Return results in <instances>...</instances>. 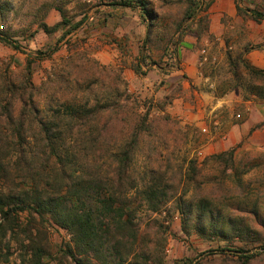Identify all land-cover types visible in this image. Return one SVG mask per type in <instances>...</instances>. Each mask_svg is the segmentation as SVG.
<instances>
[{"label": "trees", "instance_id": "16d2710c", "mask_svg": "<svg viewBox=\"0 0 264 264\" xmlns=\"http://www.w3.org/2000/svg\"><path fill=\"white\" fill-rule=\"evenodd\" d=\"M242 1L234 3L239 18L264 22V0L248 3L251 7H241ZM74 3L44 2L30 13L29 26L19 30L1 25L0 43L22 53L20 39L62 29L61 43L85 23L84 17L74 23L69 15L67 7ZM212 4L96 0L97 7L137 13L144 37L137 63L129 67L136 76L145 75L141 68L153 53L158 60L170 51L176 54L185 36L194 38L193 48L213 39L208 17ZM51 10L60 21L49 27L45 20ZM10 13L17 16L18 9L0 0V22L7 23ZM242 30L240 26L237 34ZM225 47L223 66L207 63L201 68L207 90L219 96V87L227 86L222 96L240 89L246 94L243 100L264 103V71L244 59L263 50L264 43L238 38L233 47ZM66 50L68 56L39 87L32 82L33 66L50 60L59 48L23 53L25 63L17 70L0 67V264H7L14 250L19 251L17 264H163L167 228L158 226L149 237L142 234L139 218L164 213L167 218L178 215L184 235L215 242L211 252L233 257L235 264H252L257 255H248L251 248L264 252V153L237 159L236 149L229 148L200 165L191 160L183 169V163L177 178H170L154 165L158 123L138 110L123 69L100 67L84 51ZM172 100L159 101V110ZM263 129L264 122L250 132ZM182 174L177 197L179 185L174 184ZM52 231L63 232L68 240L52 246Z\"/></svg>", "mask_w": 264, "mask_h": 264}, {"label": "rangeland", "instance_id": "374dc122", "mask_svg": "<svg viewBox=\"0 0 264 264\" xmlns=\"http://www.w3.org/2000/svg\"><path fill=\"white\" fill-rule=\"evenodd\" d=\"M51 1L53 0H9L11 8L18 9V15L15 16L10 13L7 23L0 22V29L1 25L5 29L9 24H12V28L15 30L28 27L30 24L29 15L33 9L44 2ZM258 1L243 0L240 5L241 7H251L252 5L250 6L248 3ZM75 2L76 4H70L67 7L69 15L74 17V23L83 17L85 18V23L77 32L61 43H57L62 34V29L51 35H45L39 31L32 38L26 37L25 40H19L22 53L0 43V67L2 70L8 65H11L12 70H17V68L23 66L25 63L23 53H35L53 47L59 48V51L50 60L36 62L33 66L32 82L36 87H39L45 81L48 73L53 72L61 58L68 56L66 49L73 50V48H77L79 51H84L87 57L96 61L100 67L107 69L121 68L123 69L122 76L127 83L128 93L135 100L138 110L142 114L147 111L149 119L158 123V126H156L157 140L154 165L162 166L161 170L168 172L170 178L176 175L173 179L178 176L177 167L183 163V169L186 167L187 161L191 160L200 165L205 158L210 156L203 152L200 156L196 155L197 150L206 143L196 126V122L203 121V119L198 118V106L201 97L194 92L198 91V88L200 91L208 89V81L203 80V74L201 75L199 70L200 52L205 49L209 56L215 57L217 68H219L224 64L225 45L233 47L238 38L253 44L251 40L255 42L257 38H260L259 34L264 33V25L258 26L259 24H253L250 20L243 21L239 18L235 14V0H213V4L208 10L210 32L214 37L213 39L203 40L197 48H193L194 38L190 35L185 36L176 54L170 51L162 60H158L153 53L152 58H146L147 66L141 68L145 75L136 76L129 67L136 65L139 47L144 37V27L140 24L137 13L108 7H97L96 0H75ZM59 21L58 13L51 10L45 23L51 27ZM240 26L243 30L241 34H237L236 31ZM35 28L33 26L32 30L35 31ZM185 40L194 41L190 49L191 52H187V49L183 46L186 43ZM257 44L259 43L257 42ZM186 53L195 54V66L202 79V81L199 80V87L191 86L184 72L182 58L183 54ZM154 61L159 63L160 67L153 66ZM207 74H209V71ZM227 88V86L219 87V96H222L221 91L227 90ZM237 92L241 100L246 96L240 89H237ZM171 97L173 98L171 104L167 105L163 111L159 110L157 103ZM248 99L250 100V98ZM220 110L222 108H219L216 112V119L220 123L219 132L223 127L222 124L226 119H229L230 113L228 108L221 114L219 113ZM213 115L207 118L204 124H208V119H211ZM262 146V149L254 147L248 151H244L240 146H237L235 147V156L239 159L244 154L264 153V144ZM249 177L246 176L244 180ZM181 179V182H175L174 184L179 185L176 192L177 197L182 192L183 174ZM191 194L192 191H189L183 199L185 201L190 200ZM231 205L235 206L236 201H231ZM142 215L139 218L142 234L152 237L158 226L167 228V233L163 235L162 239L163 264H224L225 261H227L225 264H235L232 262L235 260L233 257L225 258L217 252H211L216 249L217 244L215 242H204L192 233L189 236L184 235L180 230L177 214L170 218H167L165 213L160 217ZM153 239L150 238L149 241ZM65 240H68L66 234L52 231L50 235L52 246H58ZM18 255L19 251L14 250L13 256L9 258L7 264H17ZM248 255H257L252 264H264V252L258 248H251ZM49 264L54 263L49 262Z\"/></svg>", "mask_w": 264, "mask_h": 264}, {"label": "crops", "instance_id": "0c3cea01", "mask_svg": "<svg viewBox=\"0 0 264 264\" xmlns=\"http://www.w3.org/2000/svg\"><path fill=\"white\" fill-rule=\"evenodd\" d=\"M253 23V22H252ZM254 24V23H253ZM264 22L260 23L258 26H263ZM260 38L251 40L253 44L264 43V33L259 34ZM258 36V37H259ZM185 50L191 52L193 40H185ZM245 61L255 69L264 71V48L260 51H251L244 56ZM196 57L195 54L186 53L183 54L182 65L184 67V72L187 75L189 83L191 86L199 87V80L202 81L200 74L195 66ZM202 75V74H201ZM204 81L205 79L202 75ZM194 92L198 94L201 99L199 100L198 118L203 119V121L196 122V126L199 128L204 125V121L210 118L214 110H218L219 113H223L225 109L228 108L229 119L222 124L221 132L215 133L212 136L202 137L206 142L201 146V151L206 155H214L223 152L229 148H235L240 146L244 151L252 150L254 147L257 149H262L264 144V129L250 132L251 129L260 123L264 122V103L261 101L252 100H241L240 95L238 96L237 90L228 92L227 94L219 96L208 90ZM241 93V92H240ZM224 108V109H223ZM210 119H208V123ZM218 135H224V139L219 138ZM240 144V145H237ZM258 145V146H257Z\"/></svg>", "mask_w": 264, "mask_h": 264}, {"label": "built area", "instance_id": "2783aa9c", "mask_svg": "<svg viewBox=\"0 0 264 264\" xmlns=\"http://www.w3.org/2000/svg\"><path fill=\"white\" fill-rule=\"evenodd\" d=\"M200 54H201V56L199 58V64L198 65H199V68H200L199 69L200 70V73L202 74L201 68L205 64H207V63H210V65H212V66L216 65L217 64V59L215 57H212V56L210 57L208 55V53H206V50L205 49H202L201 52H200ZM216 112H217V110H214L212 112V114H214V115L210 119V122L208 124H204V125H202L201 127L198 128L199 134L201 136L208 137V136H212L213 134L219 132V130H220V123L216 119V117H217V113ZM218 136L221 139H224L225 138L224 135H218ZM201 153H202L201 149H198L196 155L197 156H200Z\"/></svg>", "mask_w": 264, "mask_h": 264}]
</instances>
